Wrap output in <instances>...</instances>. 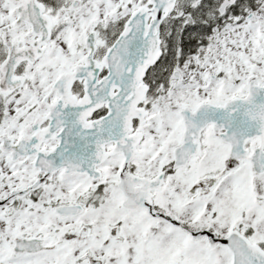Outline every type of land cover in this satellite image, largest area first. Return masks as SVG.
<instances>
[{"label": "snow or ice", "instance_id": "snow-or-ice-1", "mask_svg": "<svg viewBox=\"0 0 264 264\" xmlns=\"http://www.w3.org/2000/svg\"><path fill=\"white\" fill-rule=\"evenodd\" d=\"M0 264H264V0H0Z\"/></svg>", "mask_w": 264, "mask_h": 264}]
</instances>
